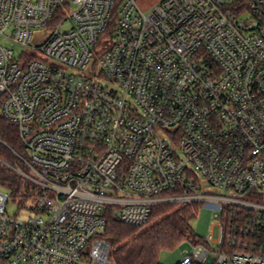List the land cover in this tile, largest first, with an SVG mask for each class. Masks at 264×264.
<instances>
[{
  "label": "built area",
  "instance_id": "built-area-1",
  "mask_svg": "<svg viewBox=\"0 0 264 264\" xmlns=\"http://www.w3.org/2000/svg\"><path fill=\"white\" fill-rule=\"evenodd\" d=\"M227 8L0 0V115L20 144L4 163L36 188L26 219L0 189V264H115L110 217L192 203L219 236L188 237L180 264H264V0Z\"/></svg>",
  "mask_w": 264,
  "mask_h": 264
},
{
  "label": "trees",
  "instance_id": "trees-1",
  "mask_svg": "<svg viewBox=\"0 0 264 264\" xmlns=\"http://www.w3.org/2000/svg\"><path fill=\"white\" fill-rule=\"evenodd\" d=\"M243 1L236 0L228 5L227 10H237ZM2 142L13 149H20L16 127L0 115V187L22 206L36 188L4 163L15 165L18 161ZM200 207L198 203L178 208L161 206L154 210L149 222L151 225L145 229L144 226L126 224L110 217L102 232L103 238L110 245V258L115 264H162L159 261L161 251L176 249L188 237L196 242L201 241L202 238L191 226ZM188 264L199 263L191 261Z\"/></svg>",
  "mask_w": 264,
  "mask_h": 264
},
{
  "label": "rangeland",
  "instance_id": "rangeland-1",
  "mask_svg": "<svg viewBox=\"0 0 264 264\" xmlns=\"http://www.w3.org/2000/svg\"><path fill=\"white\" fill-rule=\"evenodd\" d=\"M135 1L138 7L142 11L147 12L159 0H135ZM224 1L227 3V5L236 2V0H224ZM50 34H51L50 29L38 28L33 32L30 40V44L32 46H37V47L41 46L42 44L45 43V41L50 36ZM0 44L5 45L7 47L12 46L9 40L4 39L2 37H0ZM13 48L15 52H19L20 50V48L18 47H13ZM15 166H19V164L17 163L15 164ZM0 189L2 188L0 187ZM6 211L11 216H17L19 219H26L27 216L31 214V211L27 209H23L21 206L17 204V202L14 199H12V197H10L8 202L6 203ZM214 213L215 211L212 208L201 205V207L198 209L196 217L191 222V226L194 232L199 237L206 239L209 236H211L212 238V241L210 242L211 246L216 247L217 246L216 240L219 236V227L217 220H215L214 218ZM150 225L151 223L144 226L143 229L149 227ZM189 249H190L189 244L187 242H184L174 250H163L159 254V261L162 264H177L181 259L182 251L185 250L188 251Z\"/></svg>",
  "mask_w": 264,
  "mask_h": 264
}]
</instances>
